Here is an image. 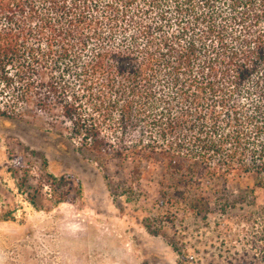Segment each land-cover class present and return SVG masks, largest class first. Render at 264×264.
Instances as JSON below:
<instances>
[{
    "label": "trees",
    "instance_id": "1",
    "mask_svg": "<svg viewBox=\"0 0 264 264\" xmlns=\"http://www.w3.org/2000/svg\"><path fill=\"white\" fill-rule=\"evenodd\" d=\"M31 111L102 169L132 158L135 184L159 167L172 210L209 212L221 177L201 164L240 155L264 185V0H0V119Z\"/></svg>",
    "mask_w": 264,
    "mask_h": 264
},
{
    "label": "rangeland",
    "instance_id": "2",
    "mask_svg": "<svg viewBox=\"0 0 264 264\" xmlns=\"http://www.w3.org/2000/svg\"><path fill=\"white\" fill-rule=\"evenodd\" d=\"M69 129L32 111L0 119V264H264V185L240 155L197 167L202 184L223 179L196 215L161 201L159 167L135 184L132 158L102 169Z\"/></svg>",
    "mask_w": 264,
    "mask_h": 264
}]
</instances>
